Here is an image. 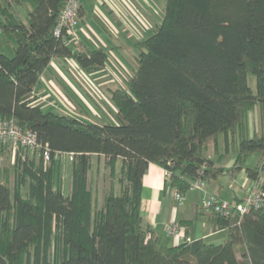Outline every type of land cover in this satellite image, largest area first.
<instances>
[{
  "label": "trees",
  "instance_id": "obj_1",
  "mask_svg": "<svg viewBox=\"0 0 264 264\" xmlns=\"http://www.w3.org/2000/svg\"><path fill=\"white\" fill-rule=\"evenodd\" d=\"M63 8L64 0H0V120L34 132L51 151L46 162L0 146V264H264V208L226 216L202 204L180 223L189 229L204 216L225 231L218 244L168 245L141 214L152 164L168 171L182 199L199 180L264 176V0H166L163 21L136 44L132 74L112 90L116 123L105 124L47 108L35 90L56 58L76 60L89 75L107 67V49L76 50L72 37L55 36ZM220 138L225 155L236 156L230 169L209 155ZM256 154L263 164L247 166Z\"/></svg>",
  "mask_w": 264,
  "mask_h": 264
},
{
  "label": "crops",
  "instance_id": "obj_2",
  "mask_svg": "<svg viewBox=\"0 0 264 264\" xmlns=\"http://www.w3.org/2000/svg\"><path fill=\"white\" fill-rule=\"evenodd\" d=\"M153 6H157L158 10H154ZM161 9L158 0H82L76 29L79 44L75 42L74 48L81 51L107 49L109 53L107 67L101 74L93 76L87 74L74 59H53L35 89L40 102L46 103L47 108L56 112H64L69 108L74 116L95 121L97 116L92 110L106 111L108 108L103 106L104 103L100 102L99 98H95L98 96L95 91L96 83H98L97 89L107 88L111 92L115 78H126L127 75L132 74L129 65L135 57L133 50H137L136 44L143 40L146 31L156 29L161 23L157 20V17H161L159 12ZM113 112L115 113L116 110ZM107 117H111L110 114ZM218 148L219 152H215V156L210 155V157L219 160L221 156L217 166L230 169L235 163L236 156L231 153L225 155L224 138H220ZM259 182L263 185L264 176ZM254 183L249 180L246 170H243L237 178L225 174L219 181L209 183L207 188L211 189L214 184V191L210 192L211 194L236 203L240 199L244 200L251 192ZM226 189L229 192L227 198L223 194ZM196 191L191 190L188 200L184 197L183 204L180 205L177 200L178 193L169 187L165 170L158 165H150L143 179L141 214L145 224L154 230L164 243L170 242V245L180 243L168 236L167 227L193 218L206 195L202 193L198 195ZM181 226L183 238L190 240L206 239L218 243L226 236L225 231L215 232L204 216L189 229Z\"/></svg>",
  "mask_w": 264,
  "mask_h": 264
},
{
  "label": "built area",
  "instance_id": "obj_3",
  "mask_svg": "<svg viewBox=\"0 0 264 264\" xmlns=\"http://www.w3.org/2000/svg\"><path fill=\"white\" fill-rule=\"evenodd\" d=\"M81 7L82 0H64V8L54 30L56 37H61L66 33V37H72L76 44H78L79 39L77 38L76 29ZM6 145H12L15 150L24 148L32 152H37L46 162L51 160V151L48 147H43L38 142L37 135L30 130L22 128L13 120H0V146ZM64 156H66L69 161L73 159V154H56L55 159L63 158ZM169 176L170 174L165 170V177L168 178ZM192 188L206 189L207 184L203 180H199L192 185ZM177 200L181 205L183 199L180 195H177ZM202 204L205 208L214 209L216 212L226 216L232 211H236L241 216H244L252 209L264 208V191L262 190V183H254L251 192L244 198L242 203L235 204L221 200L213 194H207ZM167 234L178 242L183 239L180 228L176 223L170 224L167 227Z\"/></svg>",
  "mask_w": 264,
  "mask_h": 264
},
{
  "label": "rangeland",
  "instance_id": "obj_4",
  "mask_svg": "<svg viewBox=\"0 0 264 264\" xmlns=\"http://www.w3.org/2000/svg\"><path fill=\"white\" fill-rule=\"evenodd\" d=\"M160 1V4H161V6H162V9L161 10H159V12H161V17H157V20H158V22H162L163 21V18H164V13H165V11H164V9H165V5H166V0H163V1H161V0H158V2ZM154 7H157V6H153V9L154 10H158V7H157V9L156 8H154ZM94 9V7H90V9ZM164 8V9H163ZM163 10V11H162ZM22 13H25L24 11H22ZM155 28V27H154ZM153 28V29H154ZM155 30V29H154ZM154 30H152V31H146L144 34H143V40L144 39H147V38H149L152 34H153V32H154ZM74 43H75V41H73ZM15 42H14V40L11 42V45H9V47L6 49V53L8 54V55H10V56H12L13 54H14V47L13 46H15V44H14ZM78 44H79V42H78ZM75 45V44H74ZM137 49V48H136ZM132 51V50H131ZM135 51V55H137L138 53H139V51L138 50H133V52ZM94 76V75H93ZM130 76L129 75H127L126 76V78H115L114 79V81H113V86L114 87H112V90L113 89H116V88H118V87H121V86H123L125 83H126V79L127 78H129ZM248 80H249V84H250V86L253 88V90H255L256 89V78H255V76L254 75H252V74H249V76H248ZM97 85H98V83H96V93H98V96L96 97L95 96V98H99L98 100H100V102H102V103H104V107H108V108H106L105 110L106 111H95V110H92L93 111V113L95 112V116H97V118L95 119V121H97L98 123H100V124H105V123H108V122H112V123H116V120H115V117H114V110H115V106H113V103H112V90H111V92H109V90H107V88H105L104 90H100V89H97ZM106 87H109V86H106ZM110 106V107H109ZM95 107V109H96V106H94ZM68 110L67 111H64V112H67V114H70V115H73L74 116V114H73V112L71 111V109H69V108H67ZM113 110V111H112ZM64 112H58V113H63V114H65ZM76 113H78V112H76ZM93 113H90V115L92 116V117H95V116H93ZM110 114V116L111 117H107L108 116V114ZM79 114V113H78ZM258 114H259V112L255 109V110H253V111H251L250 112V114H249V127H250V134L251 135H253L254 134V131H256L257 130V128H258V122H259V117H258ZM92 117H90L91 119H92ZM209 155H213V156H215V148H214V144H210V146H209ZM4 164L6 165V166H11L12 165V160H13V157L11 156V154L9 153V152H7V153H5V156H4ZM263 160V159H262ZM261 160V156L260 155H258V154H256V155H253V156H251L249 159H248V161H247V166H249V167H254V166H256V165H261V164H263L262 161ZM69 162V161H68ZM94 163H95V167L98 165V163L100 164V166L101 167H103V161H98L96 158H95V161H94ZM64 180L65 181H68V174H66L65 176H64ZM195 183H193L192 185H194ZM194 190H197L196 191V193L198 194V195H201V193L202 194H206L205 195V197L207 196V194H211L210 192H212V191H214V184H212V187H211V189H208V188H206V189H199V188H192V191H194ZM190 193V192H189ZM189 193L186 195V197H185V199L186 200H188V197H189ZM195 193H193V195H194ZM224 195H225V197L227 198V196H228V194H229V192H228V189H226V191L223 193ZM222 242V241H221ZM218 243H220V242H218ZM217 243V244H218ZM168 245H170L171 243L169 242V243H167Z\"/></svg>",
  "mask_w": 264,
  "mask_h": 264
}]
</instances>
